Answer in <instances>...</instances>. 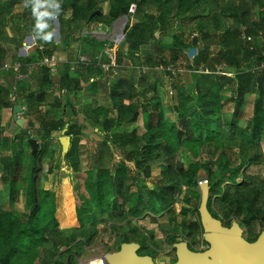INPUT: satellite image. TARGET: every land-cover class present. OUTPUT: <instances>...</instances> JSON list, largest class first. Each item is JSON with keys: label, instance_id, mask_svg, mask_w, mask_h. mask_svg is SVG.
Instances as JSON below:
<instances>
[{"label": "rangeland", "instance_id": "obj_1", "mask_svg": "<svg viewBox=\"0 0 264 264\" xmlns=\"http://www.w3.org/2000/svg\"><path fill=\"white\" fill-rule=\"evenodd\" d=\"M5 1L0 0V88L11 91L13 95L10 97L11 106L6 107L0 102L1 211L10 212L19 219L28 218L31 216V210L27 207L30 195L52 194L57 191L61 196V211L66 223L65 227L56 232L59 241L53 259L56 264H87L115 253L119 251L127 236L141 245L140 255L155 253L156 264H170L176 261V253L172 247L173 238L189 242L194 251L207 247L198 217L201 200L199 183L214 179L209 178L207 174L209 169L215 174L222 171V163H219L221 152L223 151L225 158L230 161L231 169L237 166L246 167L243 171L246 176L264 182V137L259 139L262 150L260 164L253 165L250 159L258 154L257 151L244 148L241 143L243 137L239 131L232 135L227 129V126L234 122L233 119L240 128L250 125L254 95H246L238 111L239 116L235 118L236 107L233 100L237 85L235 82L230 86L225 85L221 91V97H224L221 100L223 110L210 122L211 130L222 134L224 144L216 151L211 143L208 145L211 152L206 151L198 158H192L200 166L196 179L198 186L192 187L187 183H181L176 186L174 202L155 200L149 191L157 188L161 173L166 170L167 165L153 166L150 176L147 177L142 169L137 168L135 162H127L125 155L113 146V142L118 141L120 135L130 133L135 128H138V133L142 135L145 132L147 118L141 115L137 124H116L111 90L120 79H134L138 82L144 77L146 85L156 86V91L148 87L141 89L147 90L145 103L151 107L160 103L164 118L169 122L176 121L174 107L179 96L189 91L195 95L196 79L207 74L203 67L194 69L187 66L190 63V53L206 46L207 42L202 40L203 35L195 29L191 30L190 25L184 26L178 20L169 21L163 28L153 33V27L147 30L145 34L148 42L132 50L126 39L121 38L129 18L128 22L124 17H120L112 24L97 22L89 26V21H71V12L68 10L63 13L62 20L55 17L48 31L44 30L45 35L52 34L55 44L52 58L36 60L37 50L43 48L38 43L41 36L36 33L35 27L29 29L26 22L34 5L28 8L21 4L6 9ZM101 6L106 15L108 6L106 4ZM134 11L135 7L132 6L129 16H133ZM253 17L255 21L260 20L259 8L255 9ZM199 21L206 23L208 19L204 17ZM226 23L232 25L230 22ZM194 38L198 39L196 43ZM247 40L253 43V48H256L261 56H264L263 30H260L254 39ZM102 42L117 43L127 51L132 50V53L121 56L115 48L103 47ZM208 43L213 56L216 55L221 45L217 40H210ZM159 50L160 56L167 59H170L173 53L179 54L180 59L176 67L172 65L150 67L147 56L157 55ZM258 57L257 55L252 58L243 68L262 71L264 68L258 65L256 60ZM45 59L54 61L45 63ZM15 64L20 67L12 68ZM5 65L10 68H6ZM233 71L218 66L217 71L210 73L214 75L213 82H216L223 81L224 78H235ZM64 77L70 80L71 86L74 87L71 94L61 89V79ZM93 83L97 84L96 89H92ZM43 92L46 94L47 102L38 104L36 101L31 110L29 99L31 97L35 99ZM192 103L188 106L190 114L197 111ZM16 105L21 107L18 118L25 121L22 128L14 120ZM153 118L156 123L157 118ZM44 119L63 123L64 128L54 132L51 127L47 130L42 129L40 123ZM106 120L111 125L108 132L103 131L102 127ZM74 126L79 127L80 135H68V131ZM65 129L67 130L65 135L71 137V145L67 153H62L59 138L63 136ZM23 131L29 132L28 136L23 135ZM29 139H33L38 145L36 154L28 143ZM38 153L40 154L37 155ZM15 154L22 160L17 185L19 199L16 203L10 204L8 194L13 180ZM35 155L38 157L36 163L33 160ZM186 155L192 157L188 149L183 147L176 154L175 161L182 162L187 168ZM95 165L98 169H95ZM119 166L126 169L125 188L133 198L130 202L126 201L127 193L123 198H119L113 188L108 197L107 212L102 214L96 208L98 213L96 218L88 223V227L97 232L96 236L91 242L78 245L82 237H75L74 241L72 240L80 230L70 218L75 207L73 202L75 191L86 194V188L93 182L98 170L106 169L114 175ZM216 178L222 187L229 184L227 178ZM242 179L243 176L240 175L238 182ZM124 202L129 204L121 208L120 205ZM137 208L140 212H136ZM242 228L244 238L249 242L256 240L264 232V225L259 221L244 225ZM3 247L0 244V264H3ZM52 247V242L46 239L40 246L38 244L36 249L28 250L20 257L12 259L9 264H42L45 251H51Z\"/></svg>", "mask_w": 264, "mask_h": 264}, {"label": "trees", "instance_id": "obj_2", "mask_svg": "<svg viewBox=\"0 0 264 264\" xmlns=\"http://www.w3.org/2000/svg\"><path fill=\"white\" fill-rule=\"evenodd\" d=\"M5 4L6 9L21 4L28 8L34 5L29 11V19L26 22L29 29L35 27L36 33L41 36L38 38V43L43 48L37 50L36 60L52 58L55 44L52 36L49 40L43 38L44 30L48 31L53 19L55 17L61 19L63 13L68 10L71 12V21L73 22H88L96 11H100V15L92 17L89 26L97 22L112 24L118 18L128 16L129 28L126 33V43L132 47V50L138 48V45L148 42L145 34L147 30L153 27V33L155 30L163 28L169 21L178 20L184 26L190 25L191 30L195 29L203 35L202 40L207 42L206 46L197 52L190 53V63L187 66L194 69L203 67L209 72L196 79L195 95L189 91L179 96L177 105L174 107V112L177 114L176 121L169 122L164 118L160 103L154 107L145 103L147 90L141 91V89L148 87V89L156 91V86L146 85L144 77H141L138 82L134 79H120L111 90L116 124H137L141 115L147 118L145 132L142 135L138 133V128H135L130 133L120 135L119 140L113 142V146L125 155L127 162H135L137 168L142 169L147 177L150 176L153 166L167 165L166 170L161 173L157 188L149 191L150 196L155 200L174 202L176 186L181 183H187L192 187L198 186L196 179L200 166L192 158H198L206 151L211 152L208 149V145L211 143L216 151L224 144L222 134L211 130L210 122L223 110L221 100L224 97H221V91L225 85L230 86L234 82L237 85L233 100L236 107L235 118L239 116L238 111L246 95H254L253 117L250 125L240 128L236 125L237 121L233 119L234 122H231L227 129L232 135L239 131L243 137L241 143L244 148L255 150L258 153L250 159V163L260 164L259 157L262 150L259 139L264 137V69L262 71L245 70L243 66L258 55L259 57L256 59L258 65L264 68V56H261L259 51L253 48V43L247 40L257 37L260 30L264 32V0H6ZM103 4L108 6L106 15L102 10L103 6L101 5ZM132 6L135 7L134 15L129 16ZM256 8L260 9L259 21H255L253 17ZM204 17L208 19V22L199 21ZM38 22L40 25H47V27L38 28ZM218 33L221 34L218 35ZM197 40L194 38L195 43ZM210 40H217L221 45V49L214 56L210 51L208 43ZM101 44L103 47L115 48L121 56H127L132 51L123 49L117 43L102 42ZM157 53V55L147 56L150 67L167 65L176 67L179 63L180 57L177 53H173L170 59L160 56V50ZM218 66L234 70L235 78H224L223 81L213 82L214 75L210 72L217 71ZM73 88L70 80L66 77L61 79V89L65 90L67 94H71ZM96 88L97 84L93 83L92 89ZM12 95L11 91H4L0 88L1 104L6 107L11 106L10 97ZM36 101L38 104L47 102L46 94L43 92L35 99L32 97L29 99L31 110ZM190 103L194 104L197 109L192 114L189 113ZM153 117L157 118L156 123ZM40 126L45 130L51 127L53 132L64 128L63 123L45 119L41 121ZM102 127L103 131L108 132L111 125L106 120ZM80 134L81 131L77 126L68 131V135L78 136ZM194 135L196 136L194 137ZM103 146L106 145L103 144ZM183 147L188 149L192 156H185L188 163L187 168L182 162L175 161L176 154ZM37 155L33 156L35 163L38 159ZM220 155L219 163H222V171L217 173L218 175L211 169L207 171L209 178H214L209 181L208 207L211 214L227 227H230L234 221L238 222L241 227L250 225L254 221H259L264 225V182L246 176L243 172L246 167L237 166L231 169L230 161L225 158L223 151ZM13 164V180L11 191L8 194L10 204L16 203L19 199L17 185L22 160L18 154H15ZM95 169L98 167L96 166ZM126 175V169L122 166L118 167L114 175L109 170L100 169L93 182L86 188V194H81L78 190L75 191L73 197L75 207L70 218L75 225H78L80 231L78 235L77 233L74 235L72 241L75 237H82L78 245H83L93 240L97 232L95 229L89 228L88 223L91 219L96 218L97 209L102 214L107 212L108 197L113 188L119 198H123L127 193L126 201H131L133 195L128 193L125 188ZM240 175L243 176V179L238 182ZM216 177L227 178L229 184L222 187ZM27 204L31 210V216L25 219H19L14 214L3 212L0 209V244L4 246L3 264H9L12 259L20 257L28 250L36 249L38 244L40 246L46 239L52 242L53 247L51 251H45L42 264H56L57 262L53 260L59 247L56 232L65 227L66 223L61 211V196L57 191L52 194H33L29 196ZM127 204L129 203L124 202L120 207H125ZM115 206L117 207V205ZM136 212H140V210L137 208ZM199 223L201 226L200 219ZM172 241V247L174 243L179 242L175 238ZM131 242H135V240L129 236L123 241V243ZM150 256L155 261L156 254Z\"/></svg>", "mask_w": 264, "mask_h": 264}, {"label": "water", "instance_id": "obj_3", "mask_svg": "<svg viewBox=\"0 0 264 264\" xmlns=\"http://www.w3.org/2000/svg\"><path fill=\"white\" fill-rule=\"evenodd\" d=\"M96 11L92 17L100 15ZM92 17L89 19L91 21ZM128 22V16L124 17ZM129 25L125 26L121 38L126 39ZM21 113L19 105L14 106V120L22 128L24 120L18 118ZM59 138L62 153H67L71 145V137L65 135ZM28 136L29 132L23 131ZM29 145L37 153V143L33 139L28 140ZM201 191L200 206L198 209L199 219L203 229L204 241L208 248L204 251H192L186 241L173 244L176 253V261L173 264H264V232L254 242L244 238V230L238 222L234 221L230 227L214 218L208 203L210 199V186L208 181L199 183ZM141 245L136 242L122 243L119 251L105 255L87 264H156L150 255H140Z\"/></svg>", "mask_w": 264, "mask_h": 264}, {"label": "built area", "instance_id": "obj_4", "mask_svg": "<svg viewBox=\"0 0 264 264\" xmlns=\"http://www.w3.org/2000/svg\"><path fill=\"white\" fill-rule=\"evenodd\" d=\"M249 40H250V38H249ZM53 61H54V59H51V60H49V59H45L44 62H45V63H50V62H53ZM5 67L8 68L9 66L5 65ZM19 67H20V66H19V65H16V64H15L14 66H12V68H14V69H18ZM9 68H10V67H9ZM206 72L208 73L209 71L206 70ZM204 249H205V248L203 247L200 251H204Z\"/></svg>", "mask_w": 264, "mask_h": 264}, {"label": "clouds", "instance_id": "obj_5", "mask_svg": "<svg viewBox=\"0 0 264 264\" xmlns=\"http://www.w3.org/2000/svg\"><path fill=\"white\" fill-rule=\"evenodd\" d=\"M37 27L38 28H42V27H47V25H40L39 22H38ZM51 36H52V34L51 33H48V34L44 35L43 38L45 40H49V39H51Z\"/></svg>", "mask_w": 264, "mask_h": 264}, {"label": "flooded vegetation", "instance_id": "obj_6", "mask_svg": "<svg viewBox=\"0 0 264 264\" xmlns=\"http://www.w3.org/2000/svg\"><path fill=\"white\" fill-rule=\"evenodd\" d=\"M186 242H187V241H186ZM187 243H188L189 248L192 250V247H191L190 243H189V242H187ZM207 248H208V245H207V247H205L204 250H206ZM192 251H194V250H192ZM171 264H173V263H171Z\"/></svg>", "mask_w": 264, "mask_h": 264}, {"label": "crops", "instance_id": "obj_7", "mask_svg": "<svg viewBox=\"0 0 264 264\" xmlns=\"http://www.w3.org/2000/svg\"><path fill=\"white\" fill-rule=\"evenodd\" d=\"M171 264V263H170Z\"/></svg>", "mask_w": 264, "mask_h": 264}]
</instances>
